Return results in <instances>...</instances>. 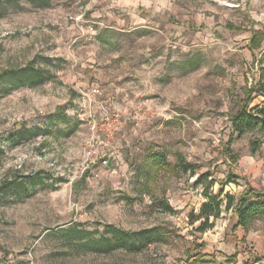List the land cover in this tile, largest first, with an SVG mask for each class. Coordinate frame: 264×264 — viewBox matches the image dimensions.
Listing matches in <instances>:
<instances>
[{
  "label": "rangeland",
  "instance_id": "374dc122",
  "mask_svg": "<svg viewBox=\"0 0 264 264\" xmlns=\"http://www.w3.org/2000/svg\"><path fill=\"white\" fill-rule=\"evenodd\" d=\"M254 30L264 0L3 3L0 75L13 76L0 79V264H253L229 212L197 232L204 189L176 167L209 172L223 200L253 199L248 172L263 184L264 135L239 138L230 121L264 74ZM32 69L48 79L19 87ZM111 228L160 236L139 251L96 247Z\"/></svg>",
  "mask_w": 264,
  "mask_h": 264
},
{
  "label": "trees",
  "instance_id": "16d2710c",
  "mask_svg": "<svg viewBox=\"0 0 264 264\" xmlns=\"http://www.w3.org/2000/svg\"><path fill=\"white\" fill-rule=\"evenodd\" d=\"M9 0H0V16L2 14L3 3ZM25 1L31 4L35 8H45L51 4L52 0H14L16 4ZM262 40H264V32L253 31L252 38V49H258L261 45ZM49 62V60H46ZM19 87H34L37 84L42 83L45 79L43 72L41 70H25L19 74ZM12 74L0 75L2 81H6L11 78ZM262 96L264 98V84L258 83L256 86L244 88V98L241 101V108L230 118L232 123V129L239 138L245 136L247 133L254 132L258 130L264 135V101L251 107L254 99ZM59 117H64L60 113V109L57 111ZM35 131V130H34ZM40 131V130H36ZM31 133V132H29ZM155 163L160 167L165 164V159L162 155H156ZM177 170L182 173H189L192 177L197 176L194 183L195 187L202 186L204 189L203 195L206 198V202L201 205V208L197 214H191L189 216L191 224L200 223L197 232L204 234L208 230L215 227V222L221 217L223 212L233 211L236 213L238 218V226L247 229L252 223L256 221L264 222V193L253 192V199L250 200L248 197L235 198L232 195H226L225 200L220 199L213 194H208V191L215 185V182L211 181V174L209 172L197 175L196 171L198 166L191 163H186L183 160H179ZM6 185L0 186V191L5 189ZM165 209L167 211H172V209L166 205ZM156 230H147L139 233H124L115 229H110L107 234H111L112 238H104L102 240H97L95 246H103L104 244H109L115 241L117 247H131L135 251H139L145 247L148 243L153 241V237H159L156 234ZM156 234V235H155ZM159 239V238H158ZM202 248V247H200ZM203 258L201 253L197 254L193 263L199 262Z\"/></svg>",
  "mask_w": 264,
  "mask_h": 264
},
{
  "label": "crops",
  "instance_id": "0c3cea01",
  "mask_svg": "<svg viewBox=\"0 0 264 264\" xmlns=\"http://www.w3.org/2000/svg\"><path fill=\"white\" fill-rule=\"evenodd\" d=\"M254 31H259V30H254ZM252 38H253V36H252ZM252 38H251V41H252ZM251 41H250V43H251ZM250 47L252 49V43L250 44ZM254 50H256V49H252V51H254ZM263 79H264V74H261L259 81L254 82L253 84H250V85L246 84V86L251 87V86H256V84H258V83L263 84ZM263 101H264V98L262 96H259L256 99H254L253 103L251 104V107L259 105ZM238 175H244V174L238 173ZM248 176H249L248 184H250L253 189H256L257 192H261L262 190H264V181L262 178H260L259 181L263 184L262 185H258V184L256 185V183H254L255 180H253L254 182H252V179L250 178L249 172H248ZM246 187L247 186H245L244 188H246ZM238 189H240V187H238ZM226 217H227V219L225 221H223V224H225V225H227L228 223L232 224V226H231L232 232L230 234L233 235L232 239L235 240L236 245H239L240 241H244L247 244H249L250 247L254 248L253 254L256 257V260H255V262H253V264H264V232H263V230L259 229V230H253L252 231V230H250L249 227L247 229H245L241 226H238V218H237L236 213L233 211H229V215ZM237 264H243V263L240 260H238Z\"/></svg>",
  "mask_w": 264,
  "mask_h": 264
},
{
  "label": "built area",
  "instance_id": "2783aa9c",
  "mask_svg": "<svg viewBox=\"0 0 264 264\" xmlns=\"http://www.w3.org/2000/svg\"><path fill=\"white\" fill-rule=\"evenodd\" d=\"M92 94L95 95V96H99V95H101V92H100V90L98 88H95V89H93ZM103 164H107V161L104 160Z\"/></svg>",
  "mask_w": 264,
  "mask_h": 264
}]
</instances>
